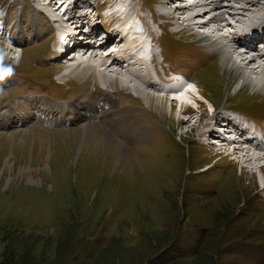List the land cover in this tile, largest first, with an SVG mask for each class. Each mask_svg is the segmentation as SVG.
Returning <instances> with one entry per match:
<instances>
[{
	"label": "rangeland",
	"instance_id": "1",
	"mask_svg": "<svg viewBox=\"0 0 264 264\" xmlns=\"http://www.w3.org/2000/svg\"><path fill=\"white\" fill-rule=\"evenodd\" d=\"M41 1L0 0V14L12 38L0 35V264H264V182L259 167L240 160L238 150L234 159L226 137L215 134L211 139L203 132L208 120L220 125L216 116L208 115H220L226 107L264 121V94L248 87L235 89L234 74L219 54L207 49L194 30L176 33L185 22L162 16L170 9L160 0L131 3L146 4L141 13L154 32H159L157 23L166 24L154 45L156 59L160 62V56L168 54L162 66L197 81L203 97L189 93V110L180 113L187 120L162 117L129 90L113 92L99 79L86 84L73 74L62 78L57 72L63 61L50 59L55 33L37 9L43 8ZM50 2L63 19L83 22L88 16V11H79V0L69 6L68 1L61 6ZM255 4L252 9L240 7L237 15L230 8L228 20L263 16L264 0ZM150 12L157 16L155 22ZM193 28L211 33L213 26ZM81 47L73 46L72 51ZM84 55L83 61L88 60L89 54L85 60ZM66 59L75 63L73 57ZM254 61L243 67L254 71L261 64ZM68 77L69 82L61 83ZM102 91H112L108 95L116 103L103 104ZM89 95L98 100L93 110L85 103ZM48 98L68 111L82 108L81 113L70 118V112L66 116L52 110L45 105ZM115 104L130 111L116 114ZM88 125L125 150L111 147L107 140L97 145L85 133ZM209 132L214 135L213 128ZM233 134L241 139L239 130ZM255 146L259 148L253 150L264 152L262 145Z\"/></svg>",
	"mask_w": 264,
	"mask_h": 264
},
{
	"label": "bare ground",
	"instance_id": "2",
	"mask_svg": "<svg viewBox=\"0 0 264 264\" xmlns=\"http://www.w3.org/2000/svg\"><path fill=\"white\" fill-rule=\"evenodd\" d=\"M31 1H34V0H31ZM50 1L51 0H49V3H51ZM60 1H62L61 4L68 1L67 6L70 5V0H60ZM73 1H75V0H73ZM162 1L163 2L166 1L165 3H167L168 5L174 6V9L165 11V13H164L165 16L168 14L170 16V20H172V19L180 20V18H183V20L185 22L184 25H183V23L181 25H179L176 30H178V29H179V31L184 30V29L194 30V32L197 36L203 37L205 41H208L207 49H209L212 52H216L219 54V56L222 59L223 65L229 67V70H231L232 73L234 74L233 79L235 82V85H234L235 89H238L241 87H248V88L253 89L255 92H259L260 94L261 93L264 94V53H260L261 54L260 55L261 58H260L259 53H255L254 51H252L254 49L251 47H248L246 49V51H242V52L238 51V48L234 47L236 45L232 44V43H234L233 40H236L237 35L232 34V33H230L229 35H224V33H221L219 31L220 29H222L223 26L221 24H216L217 23L216 19L225 20L226 25L229 26L231 24V22L228 19H226V16L224 13H229L230 8H231L232 15L241 14L242 12L239 10L240 7H236V6L232 5L233 3L231 4V2L226 3V1H230V0H220V1H217V0H192L190 2H187L188 4H186V3L180 4L181 2H178L179 0L178 1L177 0H162ZM175 1L178 4H176ZM240 1H242V3L244 4V6H242L243 8L246 7V9H252L253 4L254 5H256L255 3L260 4L261 1H263V0H252L251 6L247 5L249 0H239V2ZM116 2H118V7H117L118 11H120L121 8H125V2L123 0H116L114 2V4ZM237 2H238V0H237ZM40 3L42 5V1ZM61 4L59 6H61ZM262 7L264 8V4ZM255 9H256V7H255ZM255 9L252 10L253 13H255ZM175 11H180L181 15L175 14ZM205 11H209L207 17H210V18H208V19L202 18V20L197 21V19H195V16H200ZM49 13L52 15V17L54 19L57 20L56 26H57L58 30L62 31L63 33H70V34L75 35L76 25H78L79 22H77V21L74 22V20L66 22L65 19H63L64 16H61L60 13L54 12L52 9L49 10ZM89 13L91 14V11L86 12V14H88V15H89ZM124 14H126L124 21H123L124 27L123 26L121 27V24H120L117 27L115 26L113 29V32L117 31L119 33L120 30L123 31L122 32L123 38H120L119 42H111L110 40L113 37L110 39V36L107 35L106 41L102 44L96 45L93 42V43H90L89 45H86V46L83 45V47H81V49L78 51H82L81 54L82 53L85 54L86 52H89V53H86V54H89V56H90L88 58V60L83 61V54L79 55V58H80L79 60L78 59L75 60L74 59L75 57L73 56L75 63L68 64L70 62V61H68L66 63L68 65L67 66H65L66 64L63 65L61 70L63 72H67V76H70L71 74H73V75L79 77L86 84L89 83L91 81V79L96 78V79H99L98 82H102L101 84H104L105 86L107 84H109L112 87L113 91H118V90L120 91L123 89L129 90V92L132 91L138 97L143 99L145 101V104L148 107L155 110L162 117L176 119V121H179V122H183V121L187 120L184 117L181 118L180 113L186 112L187 110H189V107H187V104L189 102V96H190L189 93H192V92H186V90L188 88H190L193 92L197 93L198 92L196 90L197 86H195V85H198V84H196L197 81L192 80L195 84L189 83L186 86L177 87V91L171 94V96H170L171 98L166 97L160 93L159 94L153 93V92L151 93L149 90H147L146 88H149V87L155 88V81L153 79H150V78H148V79L144 78V74H146L148 72V63L145 62L142 57L137 56V55L141 54V51H139L137 49V47H133L136 40H139L141 42L140 45L142 47L144 46L146 41H145V39L142 40V36L136 32V30L138 28V24L133 20V16H129V14L126 11H124ZM173 14H175V15H173ZM168 15L166 16L167 18H168ZM112 16L116 17L117 15L113 14ZM151 16L153 18V21L157 20L156 15L152 14ZM256 16H257V14L256 15L254 14V16L252 18L253 19L259 18V20L261 18L264 19V15L258 16V17H256ZM158 18H159V16H158ZM184 18H187V19H184ZM143 20H145V17L143 18ZM252 21H254V20H252ZM72 22H74L73 26L75 27V29H73L74 27L71 24ZM221 22H223V21H221ZM240 23H245V21L244 22L240 21ZM210 24L213 26V30H211V33L213 35L211 33H208L207 31H205L203 33H199L198 31H196V29L193 28V25H197L199 27H202V25H203V27L206 28ZM164 25H166V24H164V23L161 24V26H164ZM87 29H89V28H87ZM151 31L153 33V30H151ZM120 34L121 33H119V36H120ZM130 34L132 35L133 39L130 41L126 40V38H125L126 36L128 37V39L132 38ZM209 34H211V35H209ZM121 39H123V40H121ZM18 41H20V40H18ZM122 41H127L130 44L129 45L122 44ZM112 43L114 44V46H117L119 48L117 51H113V49H110V47H111L110 44H112ZM95 46H97L99 49L95 48ZM126 48H132L136 52V55H130L129 53H127L125 51ZM232 50H234V52ZM103 51H106L105 54H101ZM69 53L70 52H68L67 54L69 55ZM86 54L84 55V60L87 59ZM232 54L233 55L236 54L235 56L238 57L241 61H244V63L241 64L240 62L235 60L234 59L235 57L233 58ZM22 56H23V54L20 57H22ZM127 56H129L131 58V60H129V63L126 66H124L125 63H122V62H124L123 58H126ZM253 61L254 62L260 61L261 62V64H259V62L257 63V65L258 64L259 65L256 68L254 67V69H255L254 71H253V69L248 70V68L243 67L244 64H249V63L252 64L251 62H253ZM88 62H90V63H88ZM105 62H106V65L104 67L105 69L100 68L99 66H102V64H104ZM144 62L147 64V67L145 66V64H143L141 66V64ZM155 64L156 63H154V66L156 67ZM111 66H114V68L108 69V67H111ZM121 66H122V69H121ZM208 67H210V65ZM107 69L112 73L111 74L107 73ZM201 71L203 72V70H201ZM61 76L63 78L62 73H61ZM100 80H102V81H100ZM69 81H70V79L67 80V82H69ZM169 87H171V86H169ZM151 91H154V90H151ZM103 92L104 91H102V93ZM104 93H105V97H104V101L102 102L103 104H106L109 106L111 103H114V102L116 103V100H114L113 97L108 95V93H111V92L105 91ZM198 94H197L198 96L203 97V95L201 93L198 92ZM172 97H175L178 99V101L175 104L172 102L173 101ZM191 102L194 103L193 101H191ZM85 103H86V105H88L90 107V109L93 110V109H95V106H96V103H98V100L96 97L91 98V95H89L87 97V100ZM45 105L52 110L57 109L59 112H61V114H63L65 112L64 114H66V116L70 112V115H69L70 118L75 117L76 115H79L81 113L79 108L77 106H73V105H72L73 107H70V108H72V111L66 110V108L63 106L56 107L52 104V102L49 98H48V102L47 101L45 102ZM126 110H127V112L130 111L126 107L122 108L121 106H116V104H115V108H114L115 112L114 111H111V112H114L116 114L117 113H125ZM235 112H239V111H235ZM192 114H193V112H192ZM225 115L226 114H221V115L215 114V116L217 118H221L222 116H225ZM213 118H214V116L211 119H213ZM140 124L142 125L141 119H140ZM221 125L216 127L212 124L211 121L208 120V123L206 124L207 129L203 130V132H205V135H207V137L208 138L210 137L211 139H212V137L215 136V134H217V135L220 134V135L226 137L228 140H230L231 146L233 149H231L229 152L232 153V155L234 156V159L237 158V156L234 155V153H235V151L238 150V152L241 153V156L238 157V158H241L240 160L244 161L245 163H248V160H250V162H249L250 166L253 167L256 164L255 166L257 168L259 167V174H258L259 179L261 182H264V172H263L264 170H262V167H264V163H262L264 161V152L258 153L255 151L256 149L253 150V148H257V149L259 148V147H256L255 145H261V144H257L256 141L250 139V135H252L251 130L247 131L245 129V131L242 132L241 130L235 128L234 125H231V126H229L228 124L227 125L221 124ZM224 126H225V128H224ZM211 128H213L214 135H213V132H209L211 130ZM84 130H85L86 134H90L91 136H93V139L96 140V144L97 143L101 144L103 140H107L111 143L110 144L111 147H113V145H115V147L119 148V150H125V148L123 146L118 144L115 140L110 139L107 135L97 134L96 131L98 129L96 131H93L94 129L88 125V126H84ZM219 130H221V133L218 132ZM238 130L241 133L240 134L241 139L237 136L236 137L233 136L234 135L233 133L238 132ZM98 132H100V131H98ZM98 136H101L102 140H97ZM242 137H243V139H242ZM224 140H225V138H224ZM212 141H215V140H212ZM218 141H219L218 143H222L223 140L222 141L218 140ZM100 144H97V145H100ZM115 147H113V148H115ZM107 149H109V147L108 148L104 147L102 150L108 152L109 150H107ZM260 151H264V149H262ZM109 152L111 153V152H113V150L110 148ZM240 160H238V161H240ZM261 160H262V162H260ZM244 166H242V168H244ZM245 168H248V167L245 166ZM262 189L264 192V185H263Z\"/></svg>",
	"mask_w": 264,
	"mask_h": 264
},
{
	"label": "snow or ice",
	"instance_id": "3",
	"mask_svg": "<svg viewBox=\"0 0 264 264\" xmlns=\"http://www.w3.org/2000/svg\"><path fill=\"white\" fill-rule=\"evenodd\" d=\"M0 58H2V57H0ZM2 76H3V70H0V78H2Z\"/></svg>",
	"mask_w": 264,
	"mask_h": 264
}]
</instances>
